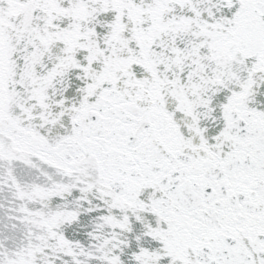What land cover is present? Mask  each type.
Returning a JSON list of instances; mask_svg holds the SVG:
<instances>
[{"label":"snow or ice","instance_id":"obj_1","mask_svg":"<svg viewBox=\"0 0 264 264\" xmlns=\"http://www.w3.org/2000/svg\"><path fill=\"white\" fill-rule=\"evenodd\" d=\"M0 264H264V0H0Z\"/></svg>","mask_w":264,"mask_h":264}]
</instances>
